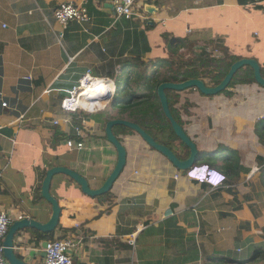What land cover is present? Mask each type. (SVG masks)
Wrapping results in <instances>:
<instances>
[{"label": "crops", "instance_id": "crops-1", "mask_svg": "<svg viewBox=\"0 0 264 264\" xmlns=\"http://www.w3.org/2000/svg\"><path fill=\"white\" fill-rule=\"evenodd\" d=\"M62 3L84 8L89 22L61 27L54 13ZM148 4L155 13L145 12ZM251 6H258L261 13L255 15L264 18V0L244 7L236 0H136L134 15L118 20L105 0H0V213L13 221L46 222L51 207L42 199L41 188L53 167L75 171L94 189L102 186L117 162V152L101 126L104 115L65 112L61 101L87 76L111 81L115 74L127 73L133 79L130 60L158 62V48L167 49L163 33L192 36L201 47L222 45L264 69V30L254 31L255 38H262L253 39V45L249 38L237 48L227 42L233 34L227 32L231 17L244 16L242 9ZM146 22L151 29H146ZM235 88L232 97L239 93L240 104L249 100L255 115L248 121V135L240 123L231 121L246 118L234 113L238 103L223 111L211 108L212 127L206 134L199 132L205 122L182 119L201 159L219 156L222 169L233 159L225 162L227 152L236 153L230 180L222 187L193 181L137 133L123 136L119 131L126 163L110 190V203L87 197L65 175L52 178L50 194L62 209L53 238L81 239L71 252L73 264H264V189L259 183L264 142L256 133L264 121V87L254 82ZM244 92L247 99L241 98ZM195 95L200 94L194 91ZM197 101L198 106L204 102L200 97ZM64 135L75 136L69 140L82 142L83 148L69 149ZM254 167L259 170L253 173ZM168 208L173 216H165ZM99 213L103 214L93 220ZM36 237L33 230L15 237V253L26 264H43L44 240L37 243Z\"/></svg>", "mask_w": 264, "mask_h": 264}, {"label": "trees", "instance_id": "trees-1", "mask_svg": "<svg viewBox=\"0 0 264 264\" xmlns=\"http://www.w3.org/2000/svg\"><path fill=\"white\" fill-rule=\"evenodd\" d=\"M256 1L259 0H236L237 4L242 7L248 6ZM145 27L146 29L152 28V26H149L147 22L145 23ZM161 38L164 46H166L167 48V51H163L162 48H158L157 51L160 50L162 55L161 59H158V62L151 63V67L145 66L144 69H142V67L145 65L144 62L133 59L130 60V63L127 65L131 69L129 76L134 75V78L128 79V77H126L121 84L116 85V90L112 98L115 101V104L112 105L111 103V105L115 107L117 102L118 108L120 110L119 116H121L122 118L124 117V119H127V121L139 125L149 136L154 139L156 143L172 150V143L175 141V139L178 140L183 148L182 154L184 155H177L173 150L172 151L177 155L179 159H186L189 150L176 137L169 121L163 115L156 93L158 86L162 83H181L190 79H199L204 82L205 86L214 87L218 85L221 80L225 77V75L229 71L230 66L238 60L243 59L244 56L235 54L230 49H227L219 44H214L213 42L210 43L212 47L211 51H218L219 53H221V58H211L205 49L201 50L200 53H198L197 55L195 54L194 48L198 44V41L194 40L193 37H169L168 34L163 33ZM181 51H186L187 53L182 52L181 54H179V52ZM187 54H193L194 57L192 59L190 57L185 58ZM149 68H151L152 70L148 72L149 74H147L146 72ZM261 72L264 75V69H261ZM254 82L255 81L253 78L252 69L248 66H244L235 73L229 86L220 94L224 95L227 98H231L233 96V93L231 92L233 88L238 85H249ZM131 83L137 84L138 89H131V92L127 93V97L122 96L121 91L123 87H126V85H130ZM188 90L190 91L195 89L190 88L187 89V91ZM106 91H108V93L111 92V90L109 91L107 89ZM165 93L168 99V105L172 117L180 126H183L181 112L190 115V112L188 113L187 109L191 105L185 104L180 106V108H176V105L180 103L179 92L173 90H166ZM200 95L204 96L202 94ZM84 114L86 115V113ZM101 114H103V111H101ZM103 115L105 120L104 122L102 121L103 123L101 126L104 130L106 123L111 120V116L108 114ZM77 124L81 125L82 119L77 120ZM259 127L260 129H264V121L257 125L256 131L258 132ZM118 131L119 133L121 132L123 136L135 133L129 128L117 125L113 128V134L116 137L118 136ZM259 134V140L264 139V130H262V132ZM55 138L58 144V140H60L61 137H59L58 135L55 136ZM70 138L73 139L75 138V136L67 137L64 135L63 139L69 140ZM76 140H78V138H76ZM55 144V139H53V148L55 147ZM227 153L228 155L225 158L227 160H225V162H229L230 156L233 157V161L236 153L233 151H228ZM202 156L203 154H200V157ZM218 160L219 156L206 155L204 159H200L196 164L203 162L208 164L212 168L220 170L227 176L226 182L228 183V180H230L231 177L230 172H233L234 170L231 166L232 161L231 163L226 164L224 168L221 169V167L218 168ZM235 167H238V165H236ZM262 168H264V166ZM259 183L264 189V171L259 177ZM109 199L110 192H108L106 195L96 198V200L98 201L110 203ZM102 214L103 213L97 214L93 217V220L98 219ZM33 232L37 235V243H39L41 240L49 241L55 239L53 238L54 232L46 235L40 234L35 231ZM257 254L258 252L256 253V255Z\"/></svg>", "mask_w": 264, "mask_h": 264}, {"label": "water", "instance_id": "water-1", "mask_svg": "<svg viewBox=\"0 0 264 264\" xmlns=\"http://www.w3.org/2000/svg\"><path fill=\"white\" fill-rule=\"evenodd\" d=\"M144 10L148 14H153L155 13L156 8L153 5L148 4L144 6ZM244 66H248L252 69L254 81L258 85L264 87V77L262 76L260 65L255 60L246 58L240 59L237 62L233 63L230 66L229 71L225 75V77L218 85L214 87L205 86L204 82L199 79H190L181 83H162L158 86L156 93L163 115L169 121L176 137L189 150L186 159H179L172 150L156 143L154 139L149 136L139 125L127 120L113 119L109 120L106 123L104 131L107 141L113 145L117 152V162L114 169L101 187L97 189L92 188L83 176L68 168L53 167L48 170L42 183L41 197L50 205L51 216L46 222H40L38 220L30 218H22L20 220L13 221V223L9 226L8 232L3 241L4 257L8 261V263L26 264L15 253L14 240L18 233L25 230H33L46 235L53 233L58 227L62 209L58 201L50 194V183L55 175H65L80 187V190L84 195L92 199H96L110 192L113 184L122 173L126 163V150L119 142L117 137L113 134V127L120 125L131 129L132 131L137 133L142 138V140L149 145V147L161 153L177 170L181 172H186L196 166V163L201 159L199 151L196 148V145L185 133L183 127L180 126L172 117L165 91L173 90L176 92H180L193 88L206 97L215 96L222 93L229 86L235 73ZM111 103L112 105H114L115 101L113 100ZM41 246L44 249L46 246V241H44Z\"/></svg>", "mask_w": 264, "mask_h": 264}, {"label": "built area", "instance_id": "built-area-1", "mask_svg": "<svg viewBox=\"0 0 264 264\" xmlns=\"http://www.w3.org/2000/svg\"><path fill=\"white\" fill-rule=\"evenodd\" d=\"M107 3H109L113 7L115 19H129L134 15V5L136 3V0H105ZM150 2H155L157 0H149ZM54 17L56 22L63 27L64 29L70 24V23H76L78 25L84 24L89 22V17L87 15V12L84 8L78 7L72 3H62L60 4L56 9L54 13ZM91 78L89 76L85 77L83 81H81L80 86L77 89H74L72 91L67 92L68 96L65 97L61 101V109L65 112L69 113H77V112H84L87 114H95L98 113L106 107V105H103L101 108L98 106H95L92 104V102H95L99 100L100 98H103L102 101L105 99L107 102L114 94L115 88L113 87V91L104 94L103 96H93V98H87L83 97L82 94L85 92L84 85L89 83ZM104 82H109V80L102 79ZM84 89V90H83ZM5 106V104H3ZM57 122H54L56 124ZM75 133L80 136L81 132L78 127H74ZM66 146L69 149H76L81 150L83 148L82 142H74L72 140H68L66 142ZM259 169L258 167H254L252 169V172H257ZM193 171H197L199 175V170L195 167L187 171V175L190 177V179L195 180L198 178L197 176H192L190 173ZM175 178H177L175 176ZM205 181L209 182V185H211V188H219L224 185L216 183H211L212 176L209 177L207 180V177L205 176ZM199 179V178H198ZM202 181V180H200ZM174 213L168 208L165 211V216H173ZM13 223V219L5 212L0 213V264H9L8 261L4 257V246L3 241L4 238L8 232L9 226ZM81 239L75 238V237H61V238H55L49 241H46V246L43 249V264H73V259L71 252L75 249H77ZM128 243L133 246L134 241L131 239L128 241Z\"/></svg>", "mask_w": 264, "mask_h": 264}, {"label": "rangeland", "instance_id": "rangeland-1", "mask_svg": "<svg viewBox=\"0 0 264 264\" xmlns=\"http://www.w3.org/2000/svg\"><path fill=\"white\" fill-rule=\"evenodd\" d=\"M255 13L256 14H260L261 13V10H260V8L258 6H251L249 8H247V7L243 8L242 9V14L244 16L240 17V16H236L235 15V17H231L230 20L233 23L229 24L228 28H227V32L228 33H233L230 37H227V42L230 45L232 44L233 46H235V48H237L239 42L247 41L248 38H249V43L251 45H253V43H252L253 39L261 40L262 37H259L261 35L256 36V38H255L253 36V33H254L255 30H259L261 32V34H263L264 18H260L259 16L255 15ZM190 37H192V36H190ZM196 46L197 47L194 48L195 54L198 55V53H200L201 50L205 49L206 52L210 55L211 58L215 57L216 59H219L220 56H218L217 53L212 52L211 51L212 48L208 47V45L205 44V47H201L200 45H196ZM243 51L249 52V47L243 48ZM182 52L183 51L179 52V54H181ZM158 53H160V50L158 51ZM183 53H187V52L184 51ZM187 57H190L192 59L194 57V55L193 54H189V55L187 54V56L185 58H187ZM146 63L147 62H144V64H145L144 66L151 67L152 64L150 62H148L147 64ZM151 70L152 69L149 68L146 73L149 74L148 72H150ZM127 75H128L127 73H123V75L115 74L112 77V80H113L115 85H119L127 77ZM129 87L130 88L123 87V89L121 91V93H122L121 95L122 96L127 97V95H128L127 93L131 92L132 84ZM105 89H107L109 91L111 90V92H112L113 87H112L111 83L108 82L106 84V88ZM194 91L195 90L180 91L179 92V94H180V103L178 105H176V107L180 108V106H182V105H185V104L189 105L190 104L191 106L187 109L188 113L190 112V115L184 114L183 112H181V117H182L183 120L198 121V122H202L203 121V122H205L204 128H201L199 130V132H201V133L204 132V134H206L210 130V127H212L211 123H212L213 120L211 119V117L209 115L210 113H211V115L213 114L211 111L213 109H215L216 106H219L220 107V111H223V109L227 108L228 106L230 107V105H232V104H237L238 100H239V97H240L239 93H236L234 95V97H231L233 99H229V98L225 97L222 94H218L220 96H217V97H214V98L212 97L210 100H208V98H203L205 96H200V95L192 96ZM156 92H157V90H156ZM245 93H247V92H244L241 95L242 99H244V98L247 99V96H246ZM199 97L204 101L200 106H198V101H197ZM234 99H236V101H233ZM112 101H113L112 97L107 102L105 100L101 101V102H104V105H107V107L105 108L103 114H108V115L112 114L113 115V113H114V115L118 116V115H120V110H119L118 105H117L118 103L116 102V106L113 107L111 105ZM209 101L211 102V106H208V104H207ZM238 105H240V106H236L234 108V110H236V111H234V113L236 115L246 116V118L245 119H239V120L233 119L231 121L235 122V123H240L242 125L241 130L244 131V134L248 135L249 134V132H248L249 127H247V124L254 119L255 115H254V112L251 111V109L248 107L249 100H245L243 102V104L238 103ZM193 108H194V110H192ZM211 108H212V110H210ZM212 118L214 119L215 116H212ZM225 119H227V117H225ZM243 120H247V121H243ZM262 130H264V129H260V127H259V132L256 131L258 137L260 135L259 133H261ZM211 135H213V134H211ZM200 137L201 136L199 135L198 138H200ZM261 141L264 142V139H261ZM171 148L177 155L180 154V152H183V148H182L180 142L178 140H176V139L172 143ZM210 152H213V151H210ZM197 169L201 170L200 168H197ZM187 173L188 172H185V176L188 177Z\"/></svg>", "mask_w": 264, "mask_h": 264}, {"label": "clouds", "instance_id": "clouds-1", "mask_svg": "<svg viewBox=\"0 0 264 264\" xmlns=\"http://www.w3.org/2000/svg\"><path fill=\"white\" fill-rule=\"evenodd\" d=\"M111 81H113V80H111ZM114 88L116 90V86H114ZM113 96H114V94H113ZM113 96H112V98H113ZM106 107H107V105H106ZM105 108H104V110H105ZM104 110H102V111H104ZM194 167L201 169V170H199V175H198L197 171H193L192 173H190L194 177L198 175L199 179L196 178L194 180L197 183L204 184V185H207L209 187H212L211 185H209V182L205 181V178H204L205 176L207 177V180L209 179L210 176H212L211 183H213V184H216L219 181H220L219 184H222V185L227 183L226 182L227 181V176L223 172H221L220 170L210 167L208 164H205V163L200 164V165L196 164V166H194ZM200 180H202V181H200Z\"/></svg>", "mask_w": 264, "mask_h": 264}, {"label": "bare ground", "instance_id": "bare-ground-1", "mask_svg": "<svg viewBox=\"0 0 264 264\" xmlns=\"http://www.w3.org/2000/svg\"><path fill=\"white\" fill-rule=\"evenodd\" d=\"M107 83L108 82H104V81L99 80V79H94V80L90 81L89 83L84 85L85 92L82 94V96L87 97V98L88 97L93 98L92 95L93 96H96V95L103 96L104 94H108V91H106V89H105ZM109 83H111L112 87H114V84L112 83V81H109ZM102 99L103 98H100L99 100L96 101V103L92 102V104L101 108L103 106L102 102H101Z\"/></svg>", "mask_w": 264, "mask_h": 264}]
</instances>
